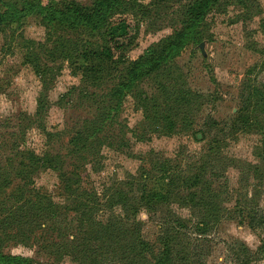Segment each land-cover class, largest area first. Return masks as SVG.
I'll use <instances>...</instances> for the list:
<instances>
[{
    "label": "rangeland",
    "instance_id": "rangeland-1",
    "mask_svg": "<svg viewBox=\"0 0 264 264\" xmlns=\"http://www.w3.org/2000/svg\"><path fill=\"white\" fill-rule=\"evenodd\" d=\"M72 1L88 7L95 0ZM192 1L137 0L135 10L115 18L114 25L126 20L136 32L123 54L129 62L179 31L181 12ZM16 2L0 0V11ZM200 33L201 42L191 43L162 73L141 83L114 112L112 89L129 64L112 66L116 71L102 66L106 72L97 80L76 73L71 54L51 55L52 42L59 38L73 41L79 50H98L106 44L103 35L51 30L34 18L22 28L0 24V180L11 182L4 188L0 183V220L29 198L47 199L58 208L54 221L32 232L0 223L1 252L34 264H80L62 251L68 242L62 234L71 224L78 227V215L61 177L76 171L83 190L106 205L99 214L102 222L114 214L125 218L129 205L141 206L145 183L163 184L166 193L174 180L168 203L141 208V232L156 255L162 238L171 233V264H186V254L188 264H264V228H253L238 213L253 206L264 209V113L247 116L242 126L252 130H234L248 86L264 93V0H222ZM38 67L50 70L45 79L40 80ZM95 123L98 135L81 143V149L74 147L77 133L84 135ZM45 155L61 157L64 170L31 167L33 156ZM197 175L200 185L188 188L186 181ZM120 194L127 206L114 205Z\"/></svg>",
    "mask_w": 264,
    "mask_h": 264
},
{
    "label": "trees",
    "instance_id": "trees-1",
    "mask_svg": "<svg viewBox=\"0 0 264 264\" xmlns=\"http://www.w3.org/2000/svg\"><path fill=\"white\" fill-rule=\"evenodd\" d=\"M157 1L161 4L168 0ZM221 1L194 0L189 3L180 15L181 29L158 46L149 49L143 57L132 63L123 54L135 40L136 32H134L131 22L123 20L114 25L113 20L135 10L138 5L137 0H95L88 7L72 0H17L16 4L6 5L4 11H0V24H12L22 28L26 21L34 18L42 26L51 30L56 28L68 29L75 33H84L90 37L103 35L106 44L98 50H93L89 46H81V50H79L78 44L59 38L52 42L55 45V50L51 51V55L52 57L63 55L69 58L72 56V65L76 73L82 74L83 72L86 75H92L97 80H103V75L106 72L102 66H105L104 68L109 69V71H116L114 67L129 64L112 89V98L115 103L112 104L111 109L115 112L122 109L125 99L132 95L141 83L162 73L181 56L191 43L202 41L200 30L210 13ZM76 56L85 61L87 67H82L80 59L74 60ZM36 71L40 80L45 79V76L50 72V70H42L40 67L36 68ZM247 90L249 96L237 114L234 130L237 128L240 131L252 130L251 126H246V124L242 126L248 120L247 116L251 113H264V93L262 90L253 84L248 86ZM99 131L100 126L95 123L84 135L77 133L73 139L74 147L81 149L79 148L81 143L95 138ZM216 145L217 150L215 152L218 156L222 149L220 141H217ZM30 163L32 168L40 169L43 167L51 170L56 169V171H59L60 168L64 170L65 166L61 157L51 155H45L44 158L33 156ZM61 179L68 196L67 201L71 203L74 212L78 215L76 221L78 227L71 224L67 233L62 234L68 239L62 248L64 254L72 257L80 264H101L106 259L110 260L112 264H150L152 261H154L152 264L173 263L175 258L172 257L173 242L169 237L171 233L167 232L162 238V251L156 255L155 247L145 240L141 232V208L153 210L156 205L168 203L175 193L176 183L174 180H169L166 193L165 185L161 182H159L161 186L158 187L145 183L142 189L141 206L129 205L125 218L114 214L113 218L107 222H102L99 219V214L103 212L105 204L102 205L96 194L83 190L84 180H82L81 175L76 171H70V173H63ZM0 183L3 188L7 185L5 180H0ZM200 183V175L186 181L188 188L192 189L198 187ZM8 184L9 186H7L10 187V180ZM214 196L216 199L217 195ZM23 197L26 198L25 195ZM117 203L127 206L123 194L119 195V199L114 202V205ZM213 205L215 212L221 215L223 211H221L220 206ZM66 207L69 209L68 206ZM57 212V206L47 199L29 198L18 204L13 211H8V215L5 216V219L0 220V223L8 224L11 222L17 230L32 232L34 229H42L50 221H54V218L58 217ZM238 213L241 219L245 216L248 217L253 228H264L263 208H254L253 206ZM96 243H99L98 249L94 247ZM261 252L264 254V245ZM150 257H152V261ZM104 258L106 259L104 260ZM183 261L186 264L190 263V255L186 254ZM0 264L34 263L32 260L23 257L7 256L0 250Z\"/></svg>",
    "mask_w": 264,
    "mask_h": 264
},
{
    "label": "water",
    "instance_id": "water-1",
    "mask_svg": "<svg viewBox=\"0 0 264 264\" xmlns=\"http://www.w3.org/2000/svg\"><path fill=\"white\" fill-rule=\"evenodd\" d=\"M204 48H205V44L203 43L201 44V50H202L203 55L206 56Z\"/></svg>",
    "mask_w": 264,
    "mask_h": 264
}]
</instances>
